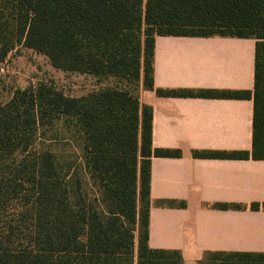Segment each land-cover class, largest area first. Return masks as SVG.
<instances>
[{
  "label": "trees",
  "instance_id": "16d2710c",
  "mask_svg": "<svg viewBox=\"0 0 264 264\" xmlns=\"http://www.w3.org/2000/svg\"><path fill=\"white\" fill-rule=\"evenodd\" d=\"M158 35L256 40L253 90L198 92L253 98L252 150L194 155L264 160V0H0L1 62L22 45L111 81L79 96L39 81L0 102V264H185L149 243L153 157L182 151L153 145L141 91L194 94L155 86ZM199 263L264 264V251L208 250Z\"/></svg>",
  "mask_w": 264,
  "mask_h": 264
},
{
  "label": "crops",
  "instance_id": "0c3cea01",
  "mask_svg": "<svg viewBox=\"0 0 264 264\" xmlns=\"http://www.w3.org/2000/svg\"><path fill=\"white\" fill-rule=\"evenodd\" d=\"M255 49L254 38L156 37L155 86L194 94L141 91L153 107V145L182 151L153 157L149 243L180 249L185 264H200L208 250L264 251V208H251L264 202V160L194 155L252 150L253 98L198 92L253 90ZM223 203L229 206L220 208Z\"/></svg>",
  "mask_w": 264,
  "mask_h": 264
},
{
  "label": "rangeland",
  "instance_id": "374dc122",
  "mask_svg": "<svg viewBox=\"0 0 264 264\" xmlns=\"http://www.w3.org/2000/svg\"><path fill=\"white\" fill-rule=\"evenodd\" d=\"M39 81H51L68 95L79 96L100 88L103 84L90 74L64 71L55 67L44 53L19 46L0 61V102L7 100L12 91Z\"/></svg>",
  "mask_w": 264,
  "mask_h": 264
}]
</instances>
